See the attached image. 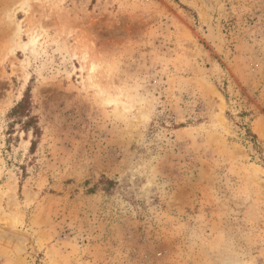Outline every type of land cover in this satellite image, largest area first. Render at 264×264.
I'll use <instances>...</instances> for the list:
<instances>
[{
	"label": "rangeland",
	"instance_id": "obj_1",
	"mask_svg": "<svg viewBox=\"0 0 264 264\" xmlns=\"http://www.w3.org/2000/svg\"><path fill=\"white\" fill-rule=\"evenodd\" d=\"M0 264H264V0H0Z\"/></svg>",
	"mask_w": 264,
	"mask_h": 264
},
{
	"label": "trees",
	"instance_id": "obj_2",
	"mask_svg": "<svg viewBox=\"0 0 264 264\" xmlns=\"http://www.w3.org/2000/svg\"><path fill=\"white\" fill-rule=\"evenodd\" d=\"M29 111H30V98L28 97V95H25V97L11 110L10 115L21 117L24 116V114H26L27 112L29 113ZM32 120L33 119L31 118L27 122H24L23 127L25 128L30 127L32 125Z\"/></svg>",
	"mask_w": 264,
	"mask_h": 264
}]
</instances>
